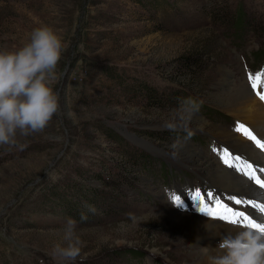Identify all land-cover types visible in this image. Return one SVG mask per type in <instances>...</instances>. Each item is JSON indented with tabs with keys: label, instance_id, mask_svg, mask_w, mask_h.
<instances>
[{
	"label": "rangeland",
	"instance_id": "rangeland-1",
	"mask_svg": "<svg viewBox=\"0 0 264 264\" xmlns=\"http://www.w3.org/2000/svg\"><path fill=\"white\" fill-rule=\"evenodd\" d=\"M41 25L52 27L64 46L52 84L59 110L43 131L17 135L22 149L0 146V264H195V233L173 222L170 211L221 219L184 202L186 193L207 186L218 192L205 193L223 203L234 204L232 197L264 203L213 184L204 167L213 160L255 185L228 167L213 144L264 167L212 133L222 126L257 146L234 131L243 122L217 101L230 73L264 106L246 86L250 74L264 72V0H0V51L22 47ZM189 98L202 105L189 123L194 135L173 158L170 146L186 132L164 125ZM246 205V214L264 223ZM69 217L83 241L74 262L52 251L63 243Z\"/></svg>",
	"mask_w": 264,
	"mask_h": 264
},
{
	"label": "clouds",
	"instance_id": "clouds-1",
	"mask_svg": "<svg viewBox=\"0 0 264 264\" xmlns=\"http://www.w3.org/2000/svg\"><path fill=\"white\" fill-rule=\"evenodd\" d=\"M63 47L62 37L52 27L41 25L31 32L29 41L22 47L0 51V146L22 149L24 145L18 142L17 135L27 137L43 131L58 113L59 97L52 84L58 79L56 69ZM201 105L202 101L184 100L175 116L165 123L170 131L182 128L186 132L183 141L177 137L171 144L173 158L194 135L189 123ZM86 207L95 212L94 206ZM86 219L87 215L82 213L81 220ZM76 228L77 221L69 217L62 230L63 243L53 246V255L65 262L81 257L83 241ZM201 251L207 264H264V232L240 225L234 234L221 236L214 250L202 246Z\"/></svg>",
	"mask_w": 264,
	"mask_h": 264
},
{
	"label": "bare ground",
	"instance_id": "bare-ground-1",
	"mask_svg": "<svg viewBox=\"0 0 264 264\" xmlns=\"http://www.w3.org/2000/svg\"><path fill=\"white\" fill-rule=\"evenodd\" d=\"M225 80V88H223L224 92L220 94L217 104L223 106L229 113H231V115H234L243 123H247L249 126H252L254 129H256L260 138L262 139V142H264V133L262 132V129H264L263 105L258 102L257 98L254 97L253 94H251L249 90L246 89V87L242 86L243 83L241 84L240 82L236 81L232 74H226ZM262 92H264V90ZM251 115L253 116L251 117ZM197 124L198 127H204L206 122L197 118ZM212 133L224 140H233L237 146L240 145V147L245 149L249 156H251L254 160L264 164V152L257 150V146L254 147L250 142H244L241 139L236 138L222 126L214 127V129H212ZM204 167H206L207 171L206 177L213 184L219 186L220 188L225 190L230 189L233 190V192L237 191V193L241 192L242 194L248 193L253 196L259 195L264 199L263 192H259L256 188H254L253 185H251L248 180L239 177V175L232 172L231 170H228V168L222 166V164L220 165L213 160H208L206 161ZM207 189H213L215 192H218L216 188H209L207 186L200 188V190H202L204 193ZM223 204L241 211H245V208L249 210L246 203H244V209L242 208V204ZM170 212L172 213L171 219L173 222L186 225L190 227L195 233V250H192L196 256L195 264H207L206 257L201 251L202 246H210L211 249L214 250L218 245L221 236L226 235L227 233L234 234L237 230V226H240V224H232L229 222L225 223L223 220H206L193 214L178 213L175 211ZM209 218L213 219L211 216H209ZM261 220L264 221V218H261ZM206 225L208 230L206 229ZM212 254L215 255L216 252L213 251Z\"/></svg>",
	"mask_w": 264,
	"mask_h": 264
},
{
	"label": "snow or ice",
	"instance_id": "snow-or-ice-1",
	"mask_svg": "<svg viewBox=\"0 0 264 264\" xmlns=\"http://www.w3.org/2000/svg\"><path fill=\"white\" fill-rule=\"evenodd\" d=\"M248 78L252 84L253 90L256 91V94L260 97L261 100H264V92L259 91V88L261 86H264V72L257 73L255 75L250 74ZM234 131L242 133L247 138L254 141L255 144L261 149H264V142H262V139H258L253 131L243 123L237 122ZM212 150L220 156V158L228 167L235 168L236 170L240 171L242 174L248 176L249 179L253 180L256 185L264 189V179L261 178V175L257 174L259 172L260 174L264 175V167H260L259 169L255 168L253 163L247 162L239 155L232 153L229 149L226 148V146L217 147L215 144H213ZM205 196H207L209 200L215 199V204L209 206L205 201ZM190 199H194L196 201V203L198 204V210L205 215L211 216L213 218H218L232 224L242 223L243 225H247L254 229H258L261 232H264V223L256 222L255 219L252 218L250 214H246L245 211H241L238 209L234 210L232 207L223 204L221 200L215 198V195L212 192L204 193L202 190H196L194 193V197ZM231 199L233 200L234 204L239 205L247 203L253 208H258L261 213H264V203L256 204L251 200L245 202L244 200L237 199L235 197H232ZM172 201L177 206L183 204L181 197L178 195H174L172 197Z\"/></svg>",
	"mask_w": 264,
	"mask_h": 264
},
{
	"label": "trees",
	"instance_id": "trees-1",
	"mask_svg": "<svg viewBox=\"0 0 264 264\" xmlns=\"http://www.w3.org/2000/svg\"><path fill=\"white\" fill-rule=\"evenodd\" d=\"M192 61V60H191Z\"/></svg>",
	"mask_w": 264,
	"mask_h": 264
}]
</instances>
